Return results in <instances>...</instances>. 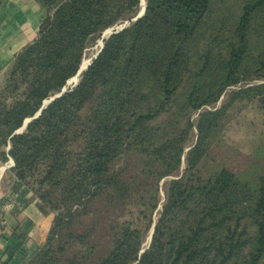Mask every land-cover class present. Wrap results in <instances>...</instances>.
I'll list each match as a JSON object with an SVG mask.
<instances>
[{"label":"trees","instance_id":"16d2710c","mask_svg":"<svg viewBox=\"0 0 264 264\" xmlns=\"http://www.w3.org/2000/svg\"><path fill=\"white\" fill-rule=\"evenodd\" d=\"M35 1L37 35L0 83V161L13 160L11 191L31 190L39 210L53 213L45 242L22 264H264V146L239 172L207 152L235 103L264 105V82L205 108L228 87L264 78V0H146L80 81L34 117L77 73L86 46L140 7ZM182 159L153 221L159 182Z\"/></svg>","mask_w":264,"mask_h":264},{"label":"crops","instance_id":"0c3cea01","mask_svg":"<svg viewBox=\"0 0 264 264\" xmlns=\"http://www.w3.org/2000/svg\"><path fill=\"white\" fill-rule=\"evenodd\" d=\"M39 17L33 4L16 0L0 4V74L32 39ZM12 165V159L0 161V264H22L24 254L45 242L53 220V213L39 210L31 190L11 191Z\"/></svg>","mask_w":264,"mask_h":264},{"label":"rangeland","instance_id":"374dc122","mask_svg":"<svg viewBox=\"0 0 264 264\" xmlns=\"http://www.w3.org/2000/svg\"><path fill=\"white\" fill-rule=\"evenodd\" d=\"M3 1L4 0H2L0 4H2ZM16 1L23 2L24 4H33L35 8L37 9V11L39 12V15H40L39 18L40 19L43 18V11L40 5L35 0H16ZM226 2L229 5L231 3L230 0H226ZM38 6L40 9L38 8ZM139 6H140L139 7V10H140L141 3ZM131 22H135V21H131L127 19L124 21H120V23H117L113 26H110L104 29V30H107L108 32H104L103 30L102 33L95 38V40H92L90 44L86 46L83 52L82 59L90 58V64H91L92 61L96 59L97 55L104 47L105 40L111 34L130 25ZM122 25H125V26L121 28ZM37 31L34 32L32 39L29 42H31L36 37ZM8 66L6 67V69L8 68ZM6 69L0 74V83L2 82L3 77L5 76ZM86 69L83 71V73L86 71ZM81 77L82 75L77 76L76 77L77 79L74 82L78 83ZM74 82L71 81L69 84H66V86L68 87L74 86L73 84ZM262 82H264V78L253 79L246 83L241 82L239 84L230 86L222 93L220 99L217 100L215 105L205 106V108L210 109V108L219 107L224 101H227L228 93L233 89H236L240 86H243V87L251 86L252 84L254 85V84H259ZM46 100H44V102ZM201 110H203V108L192 113L191 118L194 123L196 122L198 114L200 113ZM224 119H225L224 120L225 122L219 125L218 129L214 132V134H212L209 140L208 147H207V152L209 154V157L212 160L218 163H221L224 167H226L229 170H232L235 172L246 170L248 168V164L251 163L253 160L251 158L253 157V155H255L256 153L255 151L258 145L264 146V105L260 106L258 102L246 101V100L242 103L241 102H239L238 104L235 103L233 105V108L228 110L227 115L224 116ZM188 137L189 138L185 146V151L188 150L191 146H193L196 142L197 129L195 127H193L189 131ZM2 149L4 148H0V150ZM184 166H185V162H184V159H182V163H181L179 170L173 175L166 176L159 182V190H158L159 203H158L157 208L153 210L154 212L152 214L153 221H155L158 218L161 205L165 199L164 190H165L166 184L173 177L174 178L179 177L183 172ZM153 227L154 225H152V227H150V229H148V231L146 232L143 246L147 247L149 245V242L151 239L148 236H149V233L152 232Z\"/></svg>","mask_w":264,"mask_h":264},{"label":"water","instance_id":"95a60500","mask_svg":"<svg viewBox=\"0 0 264 264\" xmlns=\"http://www.w3.org/2000/svg\"><path fill=\"white\" fill-rule=\"evenodd\" d=\"M140 3H141V0H140ZM145 8H146V0H144L143 7L139 10V12H137V13L135 14V16L131 19V21H135V20H137L139 17H141V16L144 14ZM124 26H125V25H122L121 28H123ZM89 64H90V63H89ZM89 64H88V65H89ZM88 65H87V66H88ZM86 68H87V67H85V68L83 69V68H81V66H80L79 69H78V71H77V73H76V77L79 76V75H82L83 71H84ZM70 82H71V81L68 80L67 84H69ZM73 84L75 85V84H77V83L74 82ZM67 88H68V86H64V87L62 88V90H61L59 93L55 94L54 96H52V97H50L48 100H46V101L43 103V106L41 107V109L36 113V115H35L34 117L40 115V111L42 110V108L45 107V106H46L50 101H52L54 98H56V97H58V96H61V94H62L63 92H65V91L67 90ZM30 120H31V118H27V119L25 120L24 124L22 125V127L19 128L16 132H20L23 128H25V126L27 125V123H28ZM152 232H153V230H152ZM152 232H151V234H150V239H151Z\"/></svg>","mask_w":264,"mask_h":264},{"label":"bare ground","instance_id":"6f19581e","mask_svg":"<svg viewBox=\"0 0 264 264\" xmlns=\"http://www.w3.org/2000/svg\"><path fill=\"white\" fill-rule=\"evenodd\" d=\"M143 4H144V0H141V8L143 7ZM104 32H108L107 30H104ZM102 41V40H101ZM93 57V56H92ZM92 60V59H91ZM90 63V58H83L82 59V61H81V64H80V66H81V68H85V67H87V65ZM77 78H76V76L74 75L72 78H70L69 80L70 81H72V82H74L75 80H76ZM150 234H151V232L149 233V238H150ZM148 238V239H149ZM146 244V243H145Z\"/></svg>","mask_w":264,"mask_h":264}]
</instances>
